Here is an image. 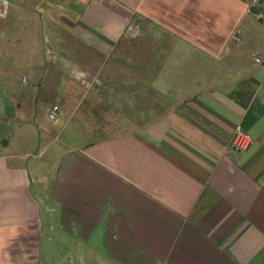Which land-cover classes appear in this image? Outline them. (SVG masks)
<instances>
[{"label":"crops","instance_id":"crops-1","mask_svg":"<svg viewBox=\"0 0 264 264\" xmlns=\"http://www.w3.org/2000/svg\"><path fill=\"white\" fill-rule=\"evenodd\" d=\"M252 2L0 0V264H264Z\"/></svg>","mask_w":264,"mask_h":264},{"label":"built area","instance_id":"built-area-1","mask_svg":"<svg viewBox=\"0 0 264 264\" xmlns=\"http://www.w3.org/2000/svg\"><path fill=\"white\" fill-rule=\"evenodd\" d=\"M251 6L255 9L256 16L259 19H264V0H253ZM256 60L259 61V58H256ZM58 112L59 106L58 104L54 103L49 108L48 117L50 119H57ZM249 142L250 136L247 133L241 131L240 129H237L232 139L234 147L242 148L245 147Z\"/></svg>","mask_w":264,"mask_h":264},{"label":"clouds","instance_id":"clouds-1","mask_svg":"<svg viewBox=\"0 0 264 264\" xmlns=\"http://www.w3.org/2000/svg\"><path fill=\"white\" fill-rule=\"evenodd\" d=\"M5 3H6V0H5ZM68 63H71V62H68ZM73 75H75L76 79H80L81 82L84 83L87 87L90 88L92 86L86 79H83L88 76V73L83 70H80L78 66H75V68L73 69Z\"/></svg>","mask_w":264,"mask_h":264},{"label":"rangeland","instance_id":"rangeland-1","mask_svg":"<svg viewBox=\"0 0 264 264\" xmlns=\"http://www.w3.org/2000/svg\"><path fill=\"white\" fill-rule=\"evenodd\" d=\"M258 24H259V22H258ZM115 130V129H114ZM55 250V249H54ZM56 250H58L57 249V247H56ZM52 260H53V262H54V260H59L60 259V256L59 255H53L52 257ZM77 258V257H76ZM82 259H83V261H84V263L86 264H95V261H94V263H93V261L92 260H90L89 259V257L87 256H82Z\"/></svg>","mask_w":264,"mask_h":264}]
</instances>
